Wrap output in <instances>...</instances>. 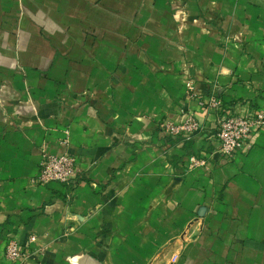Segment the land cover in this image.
Here are the masks:
<instances>
[{"label": "crops", "instance_id": "obj_1", "mask_svg": "<svg viewBox=\"0 0 264 264\" xmlns=\"http://www.w3.org/2000/svg\"><path fill=\"white\" fill-rule=\"evenodd\" d=\"M213 96L264 114V0H0V264H264V124L223 157Z\"/></svg>", "mask_w": 264, "mask_h": 264}, {"label": "built area", "instance_id": "obj_2", "mask_svg": "<svg viewBox=\"0 0 264 264\" xmlns=\"http://www.w3.org/2000/svg\"><path fill=\"white\" fill-rule=\"evenodd\" d=\"M200 106L208 111H214L217 116L215 137L219 142L218 153L227 159H232L243 148L251 135L264 124V114L256 112L252 116H244L231 112L224 107L223 102L216 96L208 101L200 100ZM159 130L166 136L191 139L203 131L204 126L193 114H188L181 123L163 120L158 124ZM190 168L207 165L204 159L191 157ZM84 178V171L78 157L69 153L52 155L45 153L40 163L39 173L35 184L49 185L53 182L65 185H78ZM5 256L11 264H25L30 258V252L24 251L14 239H8Z\"/></svg>", "mask_w": 264, "mask_h": 264}]
</instances>
